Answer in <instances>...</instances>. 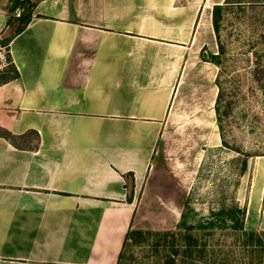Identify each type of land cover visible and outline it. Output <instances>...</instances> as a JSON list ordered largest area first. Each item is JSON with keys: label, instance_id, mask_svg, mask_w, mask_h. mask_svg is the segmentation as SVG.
Instances as JSON below:
<instances>
[{"label": "crops", "instance_id": "crops-1", "mask_svg": "<svg viewBox=\"0 0 264 264\" xmlns=\"http://www.w3.org/2000/svg\"><path fill=\"white\" fill-rule=\"evenodd\" d=\"M225 1L35 0L0 72V130L18 137L0 135V264H118L183 64ZM253 175L237 200L264 230Z\"/></svg>", "mask_w": 264, "mask_h": 264}, {"label": "rangeland", "instance_id": "rangeland-1", "mask_svg": "<svg viewBox=\"0 0 264 264\" xmlns=\"http://www.w3.org/2000/svg\"><path fill=\"white\" fill-rule=\"evenodd\" d=\"M34 5L35 0L7 4L10 33L20 25L18 16ZM209 13L196 47L201 48L185 60L162 121L131 223L130 230L137 233L125 241L118 264H191L182 261V254L170 261L174 240L158 234L184 233L188 227L202 236L199 242L206 241L208 251L215 250L216 262L264 264V247L252 246L239 229L246 199L240 204L237 200L242 180L249 190L251 170L255 183L264 173L259 160L253 163L264 156V0L222 2L217 33ZM217 83L222 104L231 105L221 121L222 138L214 110Z\"/></svg>", "mask_w": 264, "mask_h": 264}, {"label": "trees", "instance_id": "trees-1", "mask_svg": "<svg viewBox=\"0 0 264 264\" xmlns=\"http://www.w3.org/2000/svg\"><path fill=\"white\" fill-rule=\"evenodd\" d=\"M226 2V1H225ZM220 10H221V5H215L212 9V26H213V30L215 33H217L218 28H219V18H220ZM18 22L20 23V25L13 31V33H11L8 37L3 38L1 40V44L4 46H8L10 39L15 35L18 34L19 32H21L26 25L28 24L29 20H30V12L28 13H22L18 16ZM12 72V67L8 66L7 69L5 70V73H9ZM1 74L0 78L1 79H5L8 78L9 75L8 74ZM17 75V74H16ZM218 81V80H217ZM217 87H218V93H217V97L215 100V114H216V122L219 128V133L220 136L222 138V129H221V121L224 117H226L229 114V111L231 110V105L230 104H222V95H223V91L222 88L220 86V84L217 83ZM0 135L5 138L7 141H9L12 144H15V140L18 138L17 136L11 134L10 132H7L5 130H0ZM25 137V136H21L20 138ZM246 169V161L244 160L241 163V172H244ZM238 205V204H237ZM240 206H237V209L239 210ZM245 212L246 210L244 209L243 212V217L241 220V223L239 225V229L243 230V233L246 237L249 238L250 242H253L251 245L252 246H259V247H264V230H247L244 228V216H245ZM188 230L184 233H174L173 231H165L163 233H159V236H164V237H169L175 241H173V243L170 244V249H172L171 252H169L170 254V261H174V259L179 255L182 254L183 257V262H185V260H189L186 263H191V264H195L194 261H196L197 258L202 259V263L203 264H223L220 262H216V257L213 258V256H215V250H211L208 251L207 249V244L206 241H204L203 243L199 242L200 239H203L202 236H196L194 234H192L190 232V230L192 229L191 227L187 228ZM137 233V232H133L131 230H129L127 232V234L125 235V239H124V243L127 239L132 238L131 236H133L132 234ZM157 234V232H156ZM176 235H178L176 237ZM179 237V239H178ZM123 243V245H124ZM221 250H219L220 252ZM216 252H218L216 250ZM208 254H212L211 257L212 259L210 261H208ZM122 256V250L121 253L119 255V259ZM185 257V258H184ZM169 262V261H168ZM170 263V262H169ZM168 264V263H166Z\"/></svg>", "mask_w": 264, "mask_h": 264}, {"label": "built area", "instance_id": "built-area-1", "mask_svg": "<svg viewBox=\"0 0 264 264\" xmlns=\"http://www.w3.org/2000/svg\"><path fill=\"white\" fill-rule=\"evenodd\" d=\"M9 66L7 47L0 43V72Z\"/></svg>", "mask_w": 264, "mask_h": 264}, {"label": "bare ground", "instance_id": "bare-ground-1", "mask_svg": "<svg viewBox=\"0 0 264 264\" xmlns=\"http://www.w3.org/2000/svg\"><path fill=\"white\" fill-rule=\"evenodd\" d=\"M259 167V166H258ZM259 172V171H258ZM257 174V173H256ZM259 175V174H258ZM260 177V176H259ZM260 180V179H259Z\"/></svg>", "mask_w": 264, "mask_h": 264}]
</instances>
